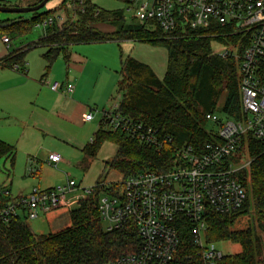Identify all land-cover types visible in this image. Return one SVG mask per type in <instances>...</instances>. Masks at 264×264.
<instances>
[{"label":"trees","instance_id":"obj_1","mask_svg":"<svg viewBox=\"0 0 264 264\" xmlns=\"http://www.w3.org/2000/svg\"><path fill=\"white\" fill-rule=\"evenodd\" d=\"M67 2L64 14H56L54 9L39 10L29 16L0 21V31L13 40L24 38L35 26L52 19L42 27L45 29L36 40L14 49L1 62L9 67H23L29 50L45 46L48 50L44 57L50 67L69 46L123 40L162 44L168 53L163 79L144 62L132 57L122 59L119 111L158 129L161 136L171 140L161 147L149 146L124 132L108 129L103 122L84 147V162L94 159L102 144L110 141L117 145V152L106 166L123 174V180L144 171H163L176 165L178 148L192 145L201 151L212 140L206 129L207 113L220 110L231 117H240L238 60L231 54L223 57L213 49L214 42L226 47L235 44L239 36L214 28L170 38L159 29L150 34L144 24L127 22L122 10H103L92 0H64L62 5ZM98 24L115 29L101 30ZM259 72L264 85V60ZM247 140L251 164L239 172L248 192L245 203L231 214L209 210L206 215L209 244L230 241L240 244L242 250L224 254L216 264H263L264 247L259 232L264 231V146L251 135ZM14 157L15 148L0 140V171L2 160L13 161ZM115 186L120 188L121 182ZM105 187L98 182L94 191L69 211L71 225L58 232L37 234L26 217L12 216L9 222H4L0 216V264H112L118 257L134 251L138 238L132 227L115 231L104 227L99 200ZM15 198L10 191L1 195L0 211ZM251 213V225L243 229L234 227L240 216ZM178 227L181 243L172 264H204L189 222L181 219Z\"/></svg>","mask_w":264,"mask_h":264},{"label":"built area","instance_id":"obj_2","mask_svg":"<svg viewBox=\"0 0 264 264\" xmlns=\"http://www.w3.org/2000/svg\"><path fill=\"white\" fill-rule=\"evenodd\" d=\"M126 11L146 27L159 29L174 38L190 31L222 29L239 36L218 52L237 58L240 74L241 112L239 118L215 112L206 119L217 126L210 132L212 140L201 151L184 145L175 152V162L163 171H144L121 182L106 186L99 200V210L108 231L132 227L138 245L134 251L118 257L112 264H172L181 243L178 222H189L195 244L201 249L204 264H216L224 255L206 241V215L209 210L231 214L247 199V189L239 172L251 164L247 137L251 135L264 146V85L260 64L264 60V0H120ZM52 19L38 24L45 27ZM4 43L11 40L3 37ZM15 67L19 68L18 65ZM44 83L46 79L42 80ZM56 91L73 92V83L54 81ZM105 125L121 131L149 146L161 147L171 138L161 136L158 129L119 111V102L103 111ZM93 114L86 116L91 120ZM61 156L51 153L50 164H58ZM81 187L69 179L64 185L48 189L33 188L16 197L1 211L4 222L12 216L35 219L41 213L70 208L79 203L93 187L83 188L85 195L71 200L68 195ZM8 191L0 188V196ZM23 213V214H21Z\"/></svg>","mask_w":264,"mask_h":264},{"label":"crops","instance_id":"obj_3","mask_svg":"<svg viewBox=\"0 0 264 264\" xmlns=\"http://www.w3.org/2000/svg\"><path fill=\"white\" fill-rule=\"evenodd\" d=\"M37 1L25 0L20 6H32ZM3 20L5 19L0 18V21ZM5 36L7 34L0 31V140L15 148V157L13 161L5 159L1 162L0 172L3 171L2 163L4 165L9 162V168H4L8 175L0 176V188L10 191L14 197H19L29 194L35 187L40 189L55 187V181L45 179L40 170H36L37 172L32 170L31 167L36 168L37 164L31 166L30 160L42 161L40 157L46 155L44 158L46 161L51 153L58 152L47 147L50 139L71 141L84 155V147L93 139L94 133L104 122L103 111L106 110V106L100 104L102 101L92 100V97L87 98L84 94L83 79L93 70V63L85 56L84 47H81L83 44L70 46L71 49L60 53L54 60V65L52 63L50 67L44 57L48 48L43 46L46 50L41 54V61H35L32 57L27 61L28 52L24 66L17 68L16 65L9 67L1 62L10 52L19 48L11 44L12 40L4 43ZM52 65L57 66L59 70L55 72ZM51 68L52 71L49 73ZM45 76L49 78L46 79ZM43 79L47 82L44 83ZM120 80L121 74L118 82ZM54 81L73 83L74 91L53 90L50 84ZM113 88L111 82L106 85V98L107 93ZM92 104L96 107H92ZM89 113L93 114L91 120L86 119ZM83 130H86L85 133H82ZM92 160L83 161L82 165L86 167ZM62 161L63 159L59 163ZM58 164L50 165L57 167ZM13 171L16 178L22 181L17 192H14L11 178ZM62 220L63 214L53 216L54 223Z\"/></svg>","mask_w":264,"mask_h":264},{"label":"rangeland","instance_id":"obj_4","mask_svg":"<svg viewBox=\"0 0 264 264\" xmlns=\"http://www.w3.org/2000/svg\"><path fill=\"white\" fill-rule=\"evenodd\" d=\"M41 1L42 0H38L36 4L40 3ZM63 1L64 0H49L47 4L40 10L47 11L50 9H54L57 10L56 14H64V10L68 6L69 2H67L66 5H62ZM23 2H25V0H0V4L13 7H18V5L20 6V4H22ZM92 2L103 10H122L127 22H138V20L133 18L132 15L126 11L125 4L120 0H92ZM61 5L62 8H58ZM31 13L22 14L0 12V18L14 19L20 15L29 16L31 15ZM144 27L150 34L155 33V31L157 30L151 27ZM98 28L107 31H113L115 29L113 26H109L106 24H98ZM42 31L43 28L35 26L31 34L25 36L24 38L13 39L11 41V44L14 47H21L25 43L36 40L42 34ZM81 47H84L83 52L85 56H88L93 63V70L85 75L83 79L84 94L87 98L92 97V100L96 99V101L98 102L102 101V103L100 104L106 106V109H110L114 103L118 102L122 95V92L119 90L118 82L121 72L122 59H125L127 57L135 58L151 66L159 78L163 79V76L165 75L167 64V49L162 44L153 45L146 42L123 40L119 42L109 41L87 43L83 44V46ZM67 49L70 50L71 47L69 46ZM213 49L216 52H220L224 50L225 47L214 42ZM45 50L46 48L43 46L32 48L27 55V61H30L31 57L35 61H41V54ZM53 67L52 68L55 72L59 70L57 66ZM52 68L51 70L49 69V73L50 71H52ZM45 78L47 79L49 78V76H45ZM110 82L112 83L114 88L110 93H107V99L105 90L106 85H108ZM223 99L224 97L222 96V98L220 99V103L223 101ZM91 106L94 108L96 107L95 104H92ZM215 114L221 118L227 117L226 114H224L220 110L215 111ZM97 128L95 130H97ZM206 129L208 132H216L217 126L213 122L209 121L206 125ZM85 131L86 130H83L82 133H85ZM47 145L48 148H51V151L57 150L58 152H60L56 153L61 156L63 161L59 163L57 167H55L50 165L47 162L48 160H44V158L46 157L45 155L40 157L42 161L30 160L31 166H34L35 163L37 164L36 168H31L34 171L40 170V172H42V176L50 182L55 181L56 184L54 186L64 185L69 179L75 180L76 183L81 187V189L78 188L68 195L71 200H76L84 196L85 192L83 188L93 187L98 182H102L106 186H111L114 183L122 182L124 178L123 174H121L119 171L109 169L106 166V162L112 160L117 152V145L113 142H104L98 150L96 158L93 159L86 167L82 165L84 158L82 151L79 150V148L75 147V145L71 143V141H66L65 139H63V141L59 139H50L48 140ZM8 166L9 162H6L4 165L2 163L3 171L0 172L1 177L4 175H8V171L6 172V170L4 169H8ZM14 174L15 172L13 171L11 178H13L14 192H17L19 190L18 187L20 183H22V181L21 179L16 178ZM77 205V202H74L73 204H71L70 208L62 207L46 214L41 213L37 218L27 219V221L29 222L32 230L37 234L57 232L71 225L69 211L76 208ZM55 214H63V220L54 223L53 216ZM251 218L252 213L240 216L237 219L234 227L237 229L247 228L249 225H251ZM104 225L106 226L107 223L104 222ZM259 233L261 235L264 247V231H260ZM210 247L221 251L223 254H235L241 252L242 250L240 244L230 241L214 243ZM262 260L264 264V250Z\"/></svg>","mask_w":264,"mask_h":264},{"label":"water","instance_id":"obj_5","mask_svg":"<svg viewBox=\"0 0 264 264\" xmlns=\"http://www.w3.org/2000/svg\"><path fill=\"white\" fill-rule=\"evenodd\" d=\"M49 0H42L40 3L32 5V6H5L0 5V12H7V13H31L39 11L43 8Z\"/></svg>","mask_w":264,"mask_h":264}]
</instances>
